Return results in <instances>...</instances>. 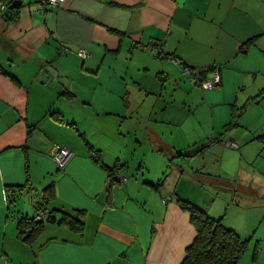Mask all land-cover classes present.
Listing matches in <instances>:
<instances>
[{"label": "crops", "instance_id": "1", "mask_svg": "<svg viewBox=\"0 0 264 264\" xmlns=\"http://www.w3.org/2000/svg\"><path fill=\"white\" fill-rule=\"evenodd\" d=\"M0 2V212L15 197L5 194L7 185L17 186L16 195L36 191L37 200L52 185L47 206L56 220L25 242L17 220L28 214L18 212L8 229L0 218V264H180L195 235L181 201L220 218L242 239L255 238L239 264H252L255 249V264H264V208L252 227L254 209L227 221L225 211L210 215L183 195L204 194L208 183L232 191L235 204L244 201L239 194L258 193L255 174L220 171L233 158L241 166L248 145L233 140L220 149L208 136L246 124L252 105L261 124L255 134L258 128L247 124L254 136L244 144L264 132V95L251 100L264 87V0H64L44 10L36 0ZM153 41L161 42L162 56ZM216 64L215 89H200L182 74L184 67ZM241 107L238 125L223 132ZM131 124L147 141L146 154L135 160L125 136ZM56 145L71 151L62 170L49 156ZM91 148L106 166L122 164L116 175L125 179L110 185ZM209 151L222 163L216 171L205 163ZM63 214L82 229L59 222Z\"/></svg>", "mask_w": 264, "mask_h": 264}, {"label": "rangeland", "instance_id": "2", "mask_svg": "<svg viewBox=\"0 0 264 264\" xmlns=\"http://www.w3.org/2000/svg\"><path fill=\"white\" fill-rule=\"evenodd\" d=\"M259 77H261L260 74H259ZM258 114H259V112H257V107L255 105L249 106V113H246L243 116L245 118L243 120V122L245 123V120L248 121L246 124H244V125H246V127L244 125L243 126L241 125V127H238L235 130H233L231 134H227L225 136H219L218 134H216V136H213V135L208 136L210 138L211 137H215V138L221 137L222 140L232 137V140L236 141V143L238 142L241 145V147L246 146V145L251 147L248 149V146H247L246 152L243 154V157L240 156L241 166H240V164H237L238 161L236 162V159L233 158L231 161H227V163H228L227 167L224 169L220 168V171L224 175H227V176L230 175L231 177H236V175L238 173L241 175H244L246 173L255 174L258 177L257 178L258 180L255 184L256 185L255 187H257L258 193L254 194L252 196L248 195V194H244V193L239 194V196H242L244 198L243 199L244 201H246V199H249V201H247V202H244V201L241 202L240 201L238 204H235L230 199L232 191H229V192H226L224 190L216 191L214 189L215 185H213L211 183H208V185L206 184V186H211L210 187L211 189L205 188L204 190H202V191H204V194H191V193L183 194L191 202L200 204L203 207V209L206 210V208L209 207L210 215L216 214L219 216L222 213H224V211H225V214L227 216L226 217L227 221L230 218L234 221H238L242 216H246L248 214V211H252V214H253V209H254V215L250 219L252 227L255 223L258 224V221H259L258 215L261 212V209L264 208L262 206L264 204V197H263L264 196V154H263L264 153V145L257 142V140L256 141L255 140L249 141L247 144H244V142L246 143L248 139H250L254 136L251 134V132L247 131L248 130L247 126L249 125L250 127H257L258 128V125L261 124L259 122V120L256 119V116ZM261 114L264 115V111H262ZM140 123L141 122H139V124ZM126 127H128V132L125 134V136L127 137V141L133 142V144L130 148V152H129L130 155L129 156L133 157L134 160L138 157H143L146 154V152H145V144L147 143L146 136L142 134L141 128L139 126H137L136 124H131V125H128ZM258 130H259V128L256 129L253 132V134L257 133ZM165 131H166L165 135L168 136L169 130H165ZM189 137H190V135H189ZM213 143H217L219 145L220 149L232 148V147H228V146H222L218 142H213ZM134 144L136 145V147L133 146ZM148 144H150V141L148 142ZM239 144H238V146H240ZM249 150H251L250 154L248 153ZM211 153H212L211 151L206 153L205 163H206V165H208L209 169H211L212 171H216L217 169H219V167H220L219 165H222V163H220V161L218 162V160L216 158H214V156H212ZM173 155L175 156V152L173 153ZM147 157H148L149 161L155 163L154 158L151 157L149 155V153H147ZM254 157H255V162L253 165H255L256 168L259 169V171H261V173H263L261 175L259 174V172H257L256 170L253 169V167L255 168V166H252V167L250 166V163ZM164 158H165V160H167L166 156H164ZM176 158H174V159H176ZM179 160H181V159H179ZM54 164H55V162H54ZM231 181L232 180H228V183L230 185H233V183H232L233 181L232 182ZM194 192H195V190H194ZM36 194H38V193H36V191H31V190L27 191L26 190L25 192L23 191L21 194L15 195L14 199L10 200L8 203L9 204V210L5 209V204L3 203V205L1 206L3 213L0 212V218L2 220L6 221V224H7L6 229L11 227L12 226L11 224L15 225V222L20 215V213H18V212L28 214V216H32V214H34V204L37 201V197H38V195H36ZM6 211L8 212L7 216H6ZM246 219H248V217H246ZM248 241H249L248 245H250L251 243L253 244L256 241V239L254 238V239H251Z\"/></svg>", "mask_w": 264, "mask_h": 264}, {"label": "trees", "instance_id": "3", "mask_svg": "<svg viewBox=\"0 0 264 264\" xmlns=\"http://www.w3.org/2000/svg\"><path fill=\"white\" fill-rule=\"evenodd\" d=\"M158 56L163 55L156 52ZM219 66V70L221 65ZM215 66V65H212ZM210 66L209 68H211ZM209 68H204L199 75L206 71H210ZM197 79L200 81L202 78L197 76ZM190 82V81H189ZM264 95V87L259 90V92L252 96L251 100H258ZM243 107L235 108L231 111L230 121L223 126L224 131H229L234 126L238 125L239 117L242 114ZM231 139V138H228ZM255 140L264 145V132L258 134L254 137ZM222 141L221 137H211L208 143ZM221 144V143H220ZM92 149L90 154L91 159L103 170L107 172L109 183L112 185L113 181L118 182L120 179L117 178V170L122 164H115L112 168L106 166L100 157V154L97 150ZM180 155L181 152H176V155ZM25 174H26V183L22 186L28 184V161H25ZM21 185H18L20 187ZM17 186H6L5 194L10 197V195H16L13 193V188ZM8 189L11 190L9 193ZM49 190V191H48ZM53 186L49 185L44 188L43 196L40 200H37L35 203L36 214L39 212L44 213L43 219H36L34 217H28L27 215H22L17 220V237L21 240L28 242L34 234L38 233L44 222H56L55 217L53 216V210L47 206L48 199L53 195ZM45 192V193H44ZM14 197L11 198V200ZM180 205L188 210L190 220L195 228V235L192 241L186 246L184 256L180 264H239L240 259L247 250L248 239H242L235 230L225 227L221 222L220 218H213L207 215L205 212L195 207L189 202L181 201ZM78 221V223H76ZM73 218L70 215L63 214L59 222L66 223L70 228L74 230L82 229L81 222L79 219ZM256 260V249L253 252L252 264H255Z\"/></svg>", "mask_w": 264, "mask_h": 264}, {"label": "built area", "instance_id": "4", "mask_svg": "<svg viewBox=\"0 0 264 264\" xmlns=\"http://www.w3.org/2000/svg\"><path fill=\"white\" fill-rule=\"evenodd\" d=\"M63 1L64 0H36L40 10H44L46 6H55L57 4L62 3ZM0 8H3L1 2ZM151 43L153 49L156 52L161 53L163 51L161 42L153 41ZM77 55L81 58H85L87 56L85 51L82 49L78 50ZM209 69L212 73L211 77L207 79H202L200 81L197 79V76L202 70H204V68L184 67L182 69V74L189 78L190 83L197 85L200 89H215L220 84L219 66L215 65ZM220 143L222 146L228 147H233L235 145L234 141L231 139H223L222 141H220ZM49 156L59 168H63L71 157V151L65 147L56 145L49 151ZM124 179L125 177H122L120 178V181H123ZM44 217V213L42 212L37 213L35 216L36 219H43Z\"/></svg>", "mask_w": 264, "mask_h": 264}, {"label": "water", "instance_id": "5", "mask_svg": "<svg viewBox=\"0 0 264 264\" xmlns=\"http://www.w3.org/2000/svg\"><path fill=\"white\" fill-rule=\"evenodd\" d=\"M19 5V2L16 4V6H18ZM45 74H47L48 75V77H52V74L47 70V69H45L44 71H43ZM41 76H43V73H41L40 74ZM45 77V76H44ZM213 178H210V177H208L207 179H205V181H208V182H211V181H215V179H213ZM200 180H203L202 178H200ZM238 190H240V191H243V192H246V189H244L243 187H241V186H238V187H236Z\"/></svg>", "mask_w": 264, "mask_h": 264}]
</instances>
